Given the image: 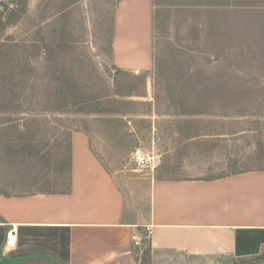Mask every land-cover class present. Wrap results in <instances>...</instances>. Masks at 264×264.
Instances as JSON below:
<instances>
[{
  "label": "rangeland",
  "instance_id": "rangeland-1",
  "mask_svg": "<svg viewBox=\"0 0 264 264\" xmlns=\"http://www.w3.org/2000/svg\"><path fill=\"white\" fill-rule=\"evenodd\" d=\"M118 4L0 0V194L66 190L75 130L143 204L159 171L264 169V0H153L147 72L114 63Z\"/></svg>",
  "mask_w": 264,
  "mask_h": 264
},
{
  "label": "crops",
  "instance_id": "crops-1",
  "mask_svg": "<svg viewBox=\"0 0 264 264\" xmlns=\"http://www.w3.org/2000/svg\"><path fill=\"white\" fill-rule=\"evenodd\" d=\"M153 8V0H119L118 68H153ZM147 184L146 204L127 197L90 134L72 131L66 190L0 194V264H238L264 255V169L215 177L159 171Z\"/></svg>",
  "mask_w": 264,
  "mask_h": 264
},
{
  "label": "built area",
  "instance_id": "built-area-1",
  "mask_svg": "<svg viewBox=\"0 0 264 264\" xmlns=\"http://www.w3.org/2000/svg\"><path fill=\"white\" fill-rule=\"evenodd\" d=\"M134 161L139 166L147 165V163L150 161V156L146 153L145 149L143 148H137L133 154ZM153 233V229L151 226H145V238L149 239ZM132 239L136 245H141L143 242V238L138 235L137 233H134L132 235ZM16 240V234L10 235L8 239V243H14Z\"/></svg>",
  "mask_w": 264,
  "mask_h": 264
},
{
  "label": "trees",
  "instance_id": "trees-1",
  "mask_svg": "<svg viewBox=\"0 0 264 264\" xmlns=\"http://www.w3.org/2000/svg\"><path fill=\"white\" fill-rule=\"evenodd\" d=\"M263 258H264V255L263 256H260V257H255V258H252V259H249V260H243V261H241L240 264H248V263H250L252 261L260 260V259H263Z\"/></svg>",
  "mask_w": 264,
  "mask_h": 264
}]
</instances>
